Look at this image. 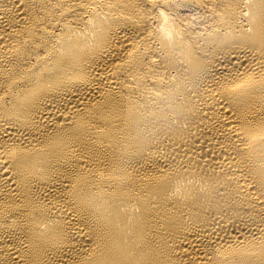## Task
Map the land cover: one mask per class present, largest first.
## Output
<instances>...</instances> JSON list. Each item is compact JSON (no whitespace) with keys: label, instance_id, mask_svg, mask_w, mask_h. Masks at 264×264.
I'll return each instance as SVG.
<instances>
[{"label":"bare ground","instance_id":"obj_1","mask_svg":"<svg viewBox=\"0 0 264 264\" xmlns=\"http://www.w3.org/2000/svg\"><path fill=\"white\" fill-rule=\"evenodd\" d=\"M0 264H264V0H0Z\"/></svg>","mask_w":264,"mask_h":264}]
</instances>
